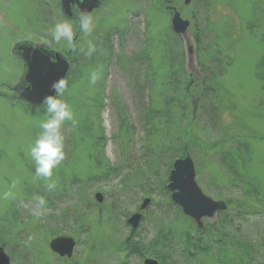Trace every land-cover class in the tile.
<instances>
[{"label":"rangeland","instance_id":"rangeland-1","mask_svg":"<svg viewBox=\"0 0 264 264\" xmlns=\"http://www.w3.org/2000/svg\"><path fill=\"white\" fill-rule=\"evenodd\" d=\"M174 10L190 23L183 35ZM93 14L85 36L60 0H0V247L11 264H264V0H105ZM65 20L77 50H52L70 59L62 98L78 124L63 128L50 193L26 155L46 113L12 92L23 65L11 52ZM89 40L91 57L79 51ZM186 157L202 192L228 207L201 229L168 188ZM59 236L75 240L71 259L51 252Z\"/></svg>","mask_w":264,"mask_h":264},{"label":"water","instance_id":"water-1","mask_svg":"<svg viewBox=\"0 0 264 264\" xmlns=\"http://www.w3.org/2000/svg\"><path fill=\"white\" fill-rule=\"evenodd\" d=\"M193 0H184L186 5H190ZM71 0H61L62 11L67 18H72L70 10ZM102 0H86L82 8L93 12L102 6ZM173 30L178 34H183L189 27V22L182 20L179 13H175L172 19ZM13 56L23 62L25 70L21 81L12 88L18 94L21 100H24L34 106L42 105V101L48 96L53 95V82L67 78L70 71V63L68 59L61 53L49 51L45 46L34 44L31 42L18 43L13 47ZM55 59V63L51 62V58ZM30 83V87L26 84ZM169 190L172 192L171 199L181 207L183 213L194 219L199 228L203 227L202 220L210 219L219 211H226L227 207L223 201H214L205 196L202 189L196 183V171L194 162L190 157L177 159L173 164V170L170 175ZM98 203L103 201L102 194H97ZM150 203V199H146L141 207L145 210ZM142 219L141 214H137L129 220L134 229L138 228ZM50 250L52 253L61 258H72L76 247L73 238L62 236L51 241ZM0 264H11L8 256L0 247ZM145 264H158L155 260H146Z\"/></svg>","mask_w":264,"mask_h":264},{"label":"clouds","instance_id":"clouds-1","mask_svg":"<svg viewBox=\"0 0 264 264\" xmlns=\"http://www.w3.org/2000/svg\"><path fill=\"white\" fill-rule=\"evenodd\" d=\"M85 3L86 0H71L70 10L72 18L78 21L79 32L85 36H90L96 28V16L87 7H81ZM75 35L76 32L72 23L66 20L59 21L49 29L48 36L50 39L45 38L41 42L35 43L44 45L47 50L53 51L52 45H58L63 42L69 50L76 51ZM21 41L33 42L31 34H26ZM79 51L91 57L96 53L97 47L95 43L89 40L86 50L85 48H80ZM51 62L55 63L54 57L51 58ZM101 74L102 72L99 68L92 70L89 73V84L95 86L100 80ZM30 86V83L26 84V87ZM51 87L54 94L48 95L42 101L46 116L38 122V134L34 142L29 146L26 154L34 162L35 177L45 182V189L50 193L54 192L57 188L56 182L52 179L54 170L66 158L63 128L66 123H70V126L73 128L78 124L71 105L67 100L62 98L68 90L67 79L61 78L53 82ZM11 195V193L5 192L3 198L8 199ZM35 203L38 209H43L46 207L47 201L44 197L38 196L35 198Z\"/></svg>","mask_w":264,"mask_h":264},{"label":"trees","instance_id":"trees-1","mask_svg":"<svg viewBox=\"0 0 264 264\" xmlns=\"http://www.w3.org/2000/svg\"><path fill=\"white\" fill-rule=\"evenodd\" d=\"M191 84H192V81H191V83L189 84V85H190V87L192 86ZM217 238H221V236H217ZM186 240H187V243H188V245H190V244H191V245H190V247H192V240H190V238H189V237H188ZM219 243H221V242L219 241ZM200 245H201V244H200ZM199 250L201 251V249H199Z\"/></svg>","mask_w":264,"mask_h":264},{"label":"flooded vegetation","instance_id":"flooded-vegetation-1","mask_svg":"<svg viewBox=\"0 0 264 264\" xmlns=\"http://www.w3.org/2000/svg\"><path fill=\"white\" fill-rule=\"evenodd\" d=\"M175 11V10H174Z\"/></svg>","mask_w":264,"mask_h":264}]
</instances>
